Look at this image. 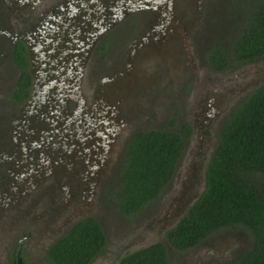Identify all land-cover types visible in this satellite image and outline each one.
Instances as JSON below:
<instances>
[{"label":"flooded vegetation","instance_id":"flooded-vegetation-1","mask_svg":"<svg viewBox=\"0 0 264 264\" xmlns=\"http://www.w3.org/2000/svg\"><path fill=\"white\" fill-rule=\"evenodd\" d=\"M201 3L0 0V91L4 93L0 97V245L14 243L3 253L2 264H28L25 244L37 247L40 263L51 264L46 250L52 242L76 220L92 216L85 214L89 195L99 186V195L112 193L109 184L115 174L118 181L130 136L152 128L143 127L144 117L131 116L130 102L141 93L144 84L138 85L139 78L145 74L154 79L158 64L150 68L142 62L134 70L132 62L150 60L154 52L159 56L184 52L188 24ZM177 4L190 11L189 21L181 20ZM18 49L24 54V67L16 62ZM22 68L29 82L26 94L18 98L14 90ZM261 83L263 64L239 98L222 103L221 96L213 98L216 131L234 106ZM200 112L205 115V107ZM202 120L194 125L177 116L175 125L178 129L186 122L188 136L199 135L206 123ZM201 178L204 182L203 174ZM202 187L203 183L176 218L162 227L160 239L119 250L116 264L124 253L156 241L170 248L165 231ZM53 218L57 219L51 223Z\"/></svg>","mask_w":264,"mask_h":264},{"label":"trees","instance_id":"trees-1","mask_svg":"<svg viewBox=\"0 0 264 264\" xmlns=\"http://www.w3.org/2000/svg\"><path fill=\"white\" fill-rule=\"evenodd\" d=\"M222 15L223 40L212 43L206 53L210 67L217 71L264 57V0H226ZM15 56L24 67L21 49ZM28 82L29 74L22 68L14 90L18 98L26 94ZM188 131L183 122L177 130L132 133L115 189L122 213L132 214L160 194L172 177ZM258 174H264V83L253 87L222 120L203 169L202 191L164 233L169 247L182 251L220 228L244 226L251 245L223 264H264V186ZM105 241L98 221L85 216L52 242L46 256L51 264H89ZM166 252V244L156 241L124 253L118 264H167Z\"/></svg>","mask_w":264,"mask_h":264},{"label":"rangeland","instance_id":"rangeland-1","mask_svg":"<svg viewBox=\"0 0 264 264\" xmlns=\"http://www.w3.org/2000/svg\"><path fill=\"white\" fill-rule=\"evenodd\" d=\"M225 3L226 0H202L201 6L195 12L196 17L186 30L190 55H187L185 49L184 52L175 54V57L173 54L159 56L154 52L150 60L132 62L134 70L142 62L145 67L150 68L158 64L159 69L154 79L145 74L139 78L138 85H144L141 93H136V98L130 102L131 116L144 117L146 125L143 127L177 130V116L194 125H199L198 118L202 117V122L206 123L201 126L202 132L199 135H187L170 181L155 199L138 211L125 214L117 208L115 189L118 181L114 179L116 174L109 184L112 193L107 196L99 195V186L89 195L85 202V214L92 215L98 221L106 236L104 248L89 264H116L115 258L119 250L160 239L162 227L176 218L191 196L202 186L201 174L205 158L217 142L218 126H215L213 98L221 96V103L227 99L230 102L236 100L241 96V89L247 85L252 73L264 65V57L217 71L208 64L206 53L210 45L219 39L223 40L221 35L225 33L222 15ZM182 8V4L176 5L177 14L182 16L183 22L189 21L190 11ZM12 14L16 13L13 11ZM167 68L169 70H165ZM0 95L3 97L4 93L0 91ZM201 107H205V115L201 114ZM257 178L264 186V174H258ZM52 215L58 214L54 212ZM56 219L53 218L51 223ZM2 235L0 232V242ZM251 242V234L244 226L220 228L185 250L167 248V264H198L208 259L215 264H223L248 248ZM12 244L0 245V264L1 259L5 260L3 253ZM24 251L28 264H42L36 257L38 251L35 245L32 247L25 244Z\"/></svg>","mask_w":264,"mask_h":264},{"label":"water","instance_id":"water-1","mask_svg":"<svg viewBox=\"0 0 264 264\" xmlns=\"http://www.w3.org/2000/svg\"><path fill=\"white\" fill-rule=\"evenodd\" d=\"M184 49H185L187 55H190V46H189L188 41L186 39H184ZM202 189H203V187H202Z\"/></svg>","mask_w":264,"mask_h":264}]
</instances>
